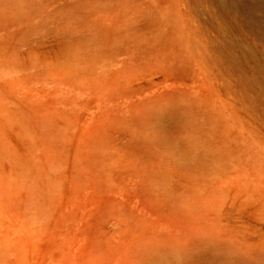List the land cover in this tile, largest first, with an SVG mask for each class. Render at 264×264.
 <instances>
[{
	"label": "rangeland",
	"instance_id": "rangeland-1",
	"mask_svg": "<svg viewBox=\"0 0 264 264\" xmlns=\"http://www.w3.org/2000/svg\"><path fill=\"white\" fill-rule=\"evenodd\" d=\"M0 264H264V0H0Z\"/></svg>",
	"mask_w": 264,
	"mask_h": 264
},
{
	"label": "bare ground",
	"instance_id": "bare-ground-1",
	"mask_svg": "<svg viewBox=\"0 0 264 264\" xmlns=\"http://www.w3.org/2000/svg\"><path fill=\"white\" fill-rule=\"evenodd\" d=\"M42 181H43V180H42ZM57 182H58V181H57L56 179H49V180L46 181L47 184H51V185H52V184H53V185H56ZM36 185H37V184H36ZM40 188H41V187H40ZM37 189H38V188H37ZM35 193H36L37 196H39V197L45 199V198H47V197H46V194H47L48 192L44 193V192L42 191V189H41V190H36Z\"/></svg>",
	"mask_w": 264,
	"mask_h": 264
}]
</instances>
